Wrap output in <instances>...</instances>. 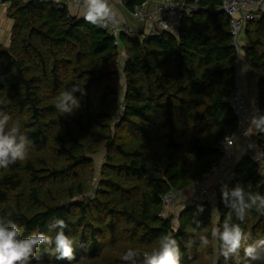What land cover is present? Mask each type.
Listing matches in <instances>:
<instances>
[{
  "label": "trees",
  "instance_id": "trees-1",
  "mask_svg": "<svg viewBox=\"0 0 264 264\" xmlns=\"http://www.w3.org/2000/svg\"><path fill=\"white\" fill-rule=\"evenodd\" d=\"M6 1L13 28L10 44H0V116L19 126L16 142L23 136L27 155L0 168V216L21 228V238L37 231L50 238L31 264H70L51 254L57 220L73 240L71 264H150L147 257L166 240L175 241L178 264H264V207L258 208L264 175L250 156L216 186V211L198 202L177 215L165 212L166 195L195 188L223 156L221 141L239 130L229 102L238 51L222 0H188L198 10L178 34L122 33L119 43L100 19L88 22L87 12L75 14L52 0ZM120 1L129 12L148 2ZM244 34L259 119L264 11ZM73 86L83 87L73 93L79 107L61 113L60 93ZM257 132L264 149V132ZM103 151L97 178L96 156ZM237 187L242 201L231 196ZM226 227L241 230L236 252L221 239ZM249 246L260 259L246 256ZM129 249L137 255L123 259Z\"/></svg>",
  "mask_w": 264,
  "mask_h": 264
},
{
  "label": "built area",
  "instance_id": "built-area-1",
  "mask_svg": "<svg viewBox=\"0 0 264 264\" xmlns=\"http://www.w3.org/2000/svg\"><path fill=\"white\" fill-rule=\"evenodd\" d=\"M61 5L71 8H87L89 0H52ZM122 5L120 0H116ZM111 13V18H99L104 30L112 34L119 43V37L122 33L133 35L135 31L129 24L122 21L111 9V0H106ZM143 6H136L131 15L146 24L151 25L150 33L168 31L178 34L184 19L198 10L194 2L188 0H160L158 5L149 10ZM124 7V6H123ZM221 9L231 17L232 33L234 36L235 46L238 51L237 59V78L236 87L229 99L232 109L239 120V130L236 135L221 141L223 156L213 167L204 175L203 178L196 180V192L186 200L185 204H195L198 202L208 203L216 211L218 209V196L216 186L230 181L233 177L232 170L227 168V162L233 158L232 148L236 137L243 138L246 142V150L256 163L259 172L264 175V149L260 146L257 133L253 129L252 121L259 114L258 98H251L243 91L241 80V66L243 42L242 35L249 21L259 17L260 12L264 11V0H222ZM115 21V23H114ZM176 193H170L164 198L166 205L165 212L169 211L175 202Z\"/></svg>",
  "mask_w": 264,
  "mask_h": 264
},
{
  "label": "clouds",
  "instance_id": "clouds-1",
  "mask_svg": "<svg viewBox=\"0 0 264 264\" xmlns=\"http://www.w3.org/2000/svg\"><path fill=\"white\" fill-rule=\"evenodd\" d=\"M88 11L84 18L95 24L101 17H112V13L106 0H89ZM115 23V21H114ZM76 91L83 92V87L73 86L70 91H62L60 93L56 107L61 113H72L74 107H79L78 100L73 93ZM258 98V97H257ZM253 129L264 132V117L254 118L252 121ZM20 132L18 125H9V118L6 115L0 116V168H6L10 162L16 160L23 161L26 158L25 145L23 136H20L21 143H17V136ZM224 197L227 198L229 193L225 191ZM231 196L243 200L242 192L239 187L231 192ZM255 204V200L252 201ZM264 207V198L260 199L258 208ZM239 219L244 218V208L238 210ZM60 231L55 237V247L51 250L52 256L57 260L67 258L71 264L74 259L73 240L72 237L66 235L64 228L67 226L63 220H57ZM21 228L10 219L0 216V264H31L32 258L36 256L37 249L46 241L51 243L50 238L41 231L34 232L26 238H21ZM221 239L228 246V252H236L240 247L241 230L239 227L228 229L226 227ZM246 256L252 261L260 259V254L254 246L245 249ZM137 253L133 249H129L123 259H130ZM227 255V253H225ZM179 252L174 240H166L161 242L159 251H154L148 260L150 264H178Z\"/></svg>",
  "mask_w": 264,
  "mask_h": 264
},
{
  "label": "crops",
  "instance_id": "crops-1",
  "mask_svg": "<svg viewBox=\"0 0 264 264\" xmlns=\"http://www.w3.org/2000/svg\"><path fill=\"white\" fill-rule=\"evenodd\" d=\"M160 0H148L146 3L145 8L149 10H153L159 3ZM111 9L112 11L119 16L122 21L131 24L133 20L137 21L135 23L141 24V29L139 32H144L145 34L150 33L149 28L151 25L146 24L143 21H139L135 19L129 11H127L122 5L118 4L116 0H111ZM8 7L9 3L6 0H0V44L4 46H8L11 42V35H12V28H13V21L8 17ZM71 11L75 14L82 15L85 14L88 9L87 8H71ZM132 28V27H131ZM136 32V31H135ZM242 42L243 44L246 42L245 34L242 35ZM242 66H241V80H242V87L243 91L253 100L258 95L257 90V77L254 75L250 61L246 56L244 50L242 53ZM246 142L243 138L236 137L234 139V145L232 148V155L233 158L227 162L226 167L232 169L235 163L243 156L247 154ZM196 188H190L181 192L178 197V202L186 203V200L195 194ZM172 209V208H171ZM173 212V211H172Z\"/></svg>",
  "mask_w": 264,
  "mask_h": 264
},
{
  "label": "rangeland",
  "instance_id": "rangeland-1",
  "mask_svg": "<svg viewBox=\"0 0 264 264\" xmlns=\"http://www.w3.org/2000/svg\"><path fill=\"white\" fill-rule=\"evenodd\" d=\"M131 22H132V24H131L132 30L133 31H136V32H139V30L141 29V24L135 23V22H137L135 20H133ZM121 60H122V58H121ZM120 73H121V77H122V79L120 81V93L122 95V93H123V87L125 86V79L123 77L122 71H120ZM104 152L105 151L99 153L96 156V168H97V172H96V175L95 176L97 178L100 177L99 169H100V167H101V165H102V163L104 161V156H105V153ZM178 197H179V195L177 194L176 195L175 202H174V205H173L172 209H170V211L171 212L173 211V213L175 215H177L180 212V210L183 208V205L185 204L184 202H182V203L178 202Z\"/></svg>",
  "mask_w": 264,
  "mask_h": 264
}]
</instances>
